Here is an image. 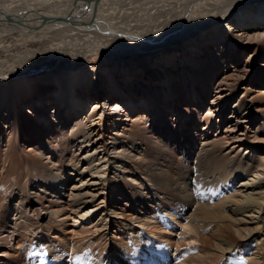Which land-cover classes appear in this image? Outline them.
<instances>
[{"label":"bare ground","instance_id":"bare-ground-1","mask_svg":"<svg viewBox=\"0 0 264 264\" xmlns=\"http://www.w3.org/2000/svg\"><path fill=\"white\" fill-rule=\"evenodd\" d=\"M259 63L264 0H0V264H264Z\"/></svg>","mask_w":264,"mask_h":264},{"label":"rangeland","instance_id":"rangeland-1","mask_svg":"<svg viewBox=\"0 0 264 264\" xmlns=\"http://www.w3.org/2000/svg\"><path fill=\"white\" fill-rule=\"evenodd\" d=\"M236 33V32H235ZM32 46H34L33 44H31ZM46 58H44V57H38V59L36 60V62L35 61H31L28 65H27V68H29V69H34V68H37V67H39L40 65L41 66H48V65H50V64H52L53 63V61L52 62H45L44 60H45ZM231 62H233V60L232 61H230L229 63H231ZM45 63V64H44ZM40 64V65H39ZM236 64V63H235ZM232 65L234 68H235V66L236 65ZM243 64H246L245 63V60L243 61ZM246 65H248V64H246ZM40 66V67H41ZM237 67H239L240 68V65L239 66H237ZM244 67H246V66H244ZM263 67H264V63H259V66H258V68L259 69H263ZM246 70H249V68L248 67H246ZM31 71H33V70H31ZM247 86H248V83H245ZM252 88L253 87H255V91L252 93V95H251V97H257V95H258V93H259V91L260 90H262V87H259V85L256 83V82H254L253 84H252V86H251ZM258 90V91H257ZM45 104H47V103H45ZM91 107H89V109L87 110V113H86V115L88 116L89 115V113L91 112ZM128 123L129 122H125V124H124V122L123 123H120V125H118L117 127H115V128H112V129H109V130H107L106 129V131L104 132V136H105V138L107 139V140H110L111 141V139H110V137L111 138H113V137H115L114 135H112V132H119V131H121V130H123V127H125V126H127L128 125ZM259 127V125L258 124H255L254 126H253V129H256V128H258ZM94 130H96V132H98L99 131V127H94ZM112 130H114V131H112ZM213 133H215V132H213ZM8 134V133H7ZM6 133L4 134V136H5V138L3 139L5 142L7 141V142H13V140H10V136H9V134L7 135ZM19 153H25V150L23 151L22 149L21 150H19L18 151ZM238 186V185H237ZM70 222V224H73V222H71V221H69ZM81 223H83V222H81ZM87 226H89L90 224H88V221L87 222H84ZM177 225H175V226H173V227H176ZM67 229H70V227H67ZM71 229H72V227H71ZM158 229L162 232V233H171V230H173V228H171V225L170 224H168V225H166V226H159L158 227ZM174 232L175 233H177L178 234V232L179 233H181V231L179 230V229H175L174 230ZM114 234H111V236H113ZM169 238H172V241H174V242H176L178 239V237H170V236H168ZM167 237V238H168ZM1 249V248H0ZM245 258H243L242 257V260H244ZM237 263H241V260H240V258L238 259V261H237ZM154 264H158V263H155L154 262ZM168 264H174L173 262H170V263H168ZM219 264H223L222 263V261L219 263Z\"/></svg>","mask_w":264,"mask_h":264}]
</instances>
